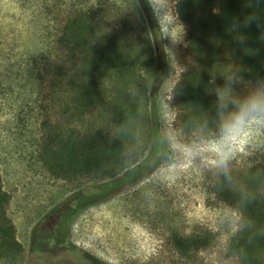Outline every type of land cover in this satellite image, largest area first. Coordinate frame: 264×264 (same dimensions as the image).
I'll list each match as a JSON object with an SVG mask.
<instances>
[{
  "label": "rangeland",
  "instance_id": "rangeland-1",
  "mask_svg": "<svg viewBox=\"0 0 264 264\" xmlns=\"http://www.w3.org/2000/svg\"><path fill=\"white\" fill-rule=\"evenodd\" d=\"M177 1L165 0L166 14L174 21L169 25L171 17L162 13L160 25L148 0H0V175L10 195L7 213L23 246L14 261L0 259V264H41L38 254L29 255L32 237L60 223L72 245L102 264H243L228 248L240 215L220 188L236 185L241 173L264 163V127L252 124L243 131L226 170L215 165L211 148L222 125L264 85L239 79L227 54L210 43L203 53L191 51ZM145 4L163 34L162 75H156L149 32L153 20L143 13ZM80 13L92 28L89 48L131 51L136 61L131 86L122 85L111 70L92 71L80 46L56 44L66 22ZM197 69L226 79L231 97L218 128L187 132L176 117L174 91L185 71ZM86 77L95 84L98 106L82 113L72 101ZM116 104L131 111L119 130L123 165L106 173L53 176L39 157L41 121L50 119L61 132L114 134ZM156 126L168 147L166 160L104 199L64 215L68 197L93 190L142 160ZM201 146L208 150L186 155V147Z\"/></svg>",
  "mask_w": 264,
  "mask_h": 264
},
{
  "label": "trees",
  "instance_id": "trees-1",
  "mask_svg": "<svg viewBox=\"0 0 264 264\" xmlns=\"http://www.w3.org/2000/svg\"><path fill=\"white\" fill-rule=\"evenodd\" d=\"M143 7L146 18L153 20L148 6ZM176 11L188 27L191 51L203 53L210 43L227 54L239 79L264 85V0H178ZM90 30L88 18L80 13L66 22L56 44L80 46L92 71L111 70L122 85L131 86L136 66L131 51L115 47L108 50L89 48ZM149 32L154 45L156 75H162L166 69L164 39L154 20ZM230 92L226 79L211 77L199 69L185 71L174 91L173 101L181 128L187 132L218 128L224 107L230 103ZM72 102L74 109L82 113L97 108V92L90 77L82 79ZM127 106L116 104L114 107L118 116L114 134L101 129L61 132L50 119H43L39 147L43 165L53 176L66 178L117 170L123 165L124 156L119 130L131 114ZM153 134V144L142 160L125 166L113 178L94 185L93 190H79L75 194L87 193V198H94L88 204L95 203L96 196L107 197L157 167L169 153L157 126ZM220 191L237 209L241 219L239 229L228 243L229 250L243 264H264V163L241 173L236 185L223 186ZM9 198L0 175V259L12 262L23 246L7 213Z\"/></svg>",
  "mask_w": 264,
  "mask_h": 264
},
{
  "label": "clouds",
  "instance_id": "clouds-1",
  "mask_svg": "<svg viewBox=\"0 0 264 264\" xmlns=\"http://www.w3.org/2000/svg\"><path fill=\"white\" fill-rule=\"evenodd\" d=\"M148 5L154 16L159 17L162 13H167L165 0H148ZM171 17L168 24L171 25L174 17ZM174 40V39H173ZM255 124L264 127V90L257 89L248 99L240 106L239 112L232 119L222 125V133L211 148L217 159L215 165L227 169L229 160L237 151V142L242 133L249 125ZM208 149L201 147H186L185 153L189 157L199 155Z\"/></svg>",
  "mask_w": 264,
  "mask_h": 264
},
{
  "label": "flooded vegetation",
  "instance_id": "flooded-vegetation-1",
  "mask_svg": "<svg viewBox=\"0 0 264 264\" xmlns=\"http://www.w3.org/2000/svg\"><path fill=\"white\" fill-rule=\"evenodd\" d=\"M82 194V192L73 194L66 199L65 216L71 212L73 213L79 204L86 206L92 199H94L86 198L81 200ZM103 197L105 196H96L95 202L104 199ZM47 232H52L54 236L49 237ZM68 238V233L62 229V223L56 225V228L53 230L39 232L32 237V245L29 249V255L32 253L38 254L41 259L39 261L41 264H102L99 261L97 262L88 252L80 249L78 246L72 245V243L68 241ZM78 258H81L84 261L86 260V263H79L77 260ZM36 263L37 262L35 261H31V264Z\"/></svg>",
  "mask_w": 264,
  "mask_h": 264
},
{
  "label": "bare ground",
  "instance_id": "bare-ground-1",
  "mask_svg": "<svg viewBox=\"0 0 264 264\" xmlns=\"http://www.w3.org/2000/svg\"><path fill=\"white\" fill-rule=\"evenodd\" d=\"M164 14H166V13H164ZM167 15V14H166ZM157 19H158V22H159V24L161 25V19H160V16L159 17H156ZM168 20H169V18H168ZM168 22V21H167ZM166 28V27H165Z\"/></svg>",
  "mask_w": 264,
  "mask_h": 264
}]
</instances>
